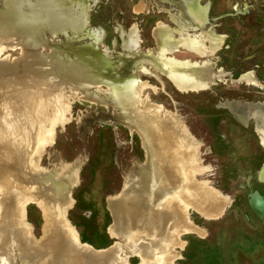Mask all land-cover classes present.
I'll return each instance as SVG.
<instances>
[{
	"label": "rangeland",
	"instance_id": "rangeland-1",
	"mask_svg": "<svg viewBox=\"0 0 264 264\" xmlns=\"http://www.w3.org/2000/svg\"><path fill=\"white\" fill-rule=\"evenodd\" d=\"M60 1L69 18L84 19L85 29L66 21L62 27ZM182 1L0 0V111L23 106L28 97L12 76L30 73L43 80L41 106L31 105L33 117L13 133L21 155L29 161L20 140L27 134L38 171L71 180L69 202L56 211L70 235L97 251L120 243L126 264L144 261L128 250V237L113 238L111 208L123 193H142L147 142L172 143L177 125L193 151L189 194L177 193L182 201L170 203L175 223L144 241L156 244L159 259L170 255V264L176 257L173 264H264V201L262 216L250 205L252 193L264 199V180L257 177L264 165V0H198L207 12L200 24L183 16ZM160 28L176 41L201 39L207 47V35L219 39L206 55L179 46L164 58L211 59L226 79L181 91L160 68L145 64L126 72L135 55L158 53ZM96 50L114 61L111 72L101 67ZM63 61L66 72L87 68L88 78L81 82L64 74ZM245 73H253L259 86L239 82ZM113 77L127 89L128 104L112 101ZM35 98L32 91L30 103ZM164 192L169 203L176 192ZM207 193L217 208L201 200ZM23 210L35 241L47 238L45 215L51 209L30 201ZM51 231L50 238L56 236ZM14 258L25 264L18 254Z\"/></svg>",
	"mask_w": 264,
	"mask_h": 264
},
{
	"label": "bare ground",
	"instance_id": "bare-ground-1",
	"mask_svg": "<svg viewBox=\"0 0 264 264\" xmlns=\"http://www.w3.org/2000/svg\"><path fill=\"white\" fill-rule=\"evenodd\" d=\"M197 2L198 0L182 1L185 5L183 16H186L190 23L191 20H194L200 24L201 21H206V14ZM56 5L62 11L60 18L62 27L65 26L66 21L69 26L85 29L83 18L80 16L69 18L63 3L60 1ZM156 36L159 42L158 53L156 55H135L131 64L126 65V72L131 66H143L145 64L160 68L181 91H185L184 85L200 86L202 90L207 89L209 85L216 81L222 82L228 76L221 69L214 70L211 59L199 63L188 60H166L164 58L166 52L179 46L198 55H206L207 49L212 51L219 44V39L214 36L207 35L208 47L204 45L201 39L176 41L164 28L158 29ZM94 53L101 67L111 72L114 61L100 51L96 50ZM60 68L64 74L66 73L81 82L86 80L89 75L88 69L84 66L72 67L66 72L65 61L60 63ZM12 78L13 82L25 86L28 97L23 106L18 107V105L11 104L12 106L5 112L0 111V264H15V254H18L25 264H126L118 254L120 243L115 244L111 250L109 248V250H93L79 243L76 237L71 236L66 223L57 216V209L69 202L71 180L66 178L55 180L53 173L42 175L35 163L32 162L34 147L30 146L28 135H20V140L30 156L27 162L25 155H21L19 145L13 137L14 131L21 126L22 122L28 124L30 118L33 117L31 114L34 112L32 106L35 108L41 106V97L46 95L40 90L43 80L35 78L30 73L26 75L17 73ZM238 81L259 86L253 73L242 74ZM111 84L112 94L110 96L112 101L122 106L128 104L127 89H121L119 79L113 77ZM32 91L36 93V98L30 103ZM29 112L30 114H28ZM18 118L23 119L19 120ZM172 128L174 131L172 143H161L155 138L147 142L149 157L147 167L141 173L140 178L143 186L142 193L134 190L123 193L119 201H116V204L114 203L115 205L111 208L114 220L111 234L121 241L122 238L128 237L126 242L128 250L142 258L143 264H170L172 258L170 255L162 254L161 259H159L155 252L156 244H147L144 239L150 235L153 237L160 235L161 228L165 223H175L170 203L182 201L177 193L189 194L188 189L192 179L190 172L193 168L191 158L193 151L191 150V153L189 150L191 143L183 138L177 125H172ZM38 131L39 126L36 128V132ZM161 150H164L163 154L160 153ZM257 177L263 182L264 165L259 169ZM32 182L36 185L30 186L29 184ZM197 185L204 188L200 184ZM171 190L176 192L172 195V200L169 203L164 202V191L169 192ZM212 199V196L207 193L201 200L211 202L210 205L217 208L219 203ZM30 201L37 205H43L52 211L45 215L47 223L45 235L47 238L37 242L24 224L23 208ZM262 202L261 196L252 193L250 205L255 213L260 216H262ZM53 229L56 230V236L50 238L49 235ZM30 254H33L35 258L26 257Z\"/></svg>",
	"mask_w": 264,
	"mask_h": 264
},
{
	"label": "water",
	"instance_id": "water-1",
	"mask_svg": "<svg viewBox=\"0 0 264 264\" xmlns=\"http://www.w3.org/2000/svg\"><path fill=\"white\" fill-rule=\"evenodd\" d=\"M206 11H207V8H206ZM206 17H207V12H206ZM183 87H185L184 88L185 91H188V90H195L196 91V90L202 89L200 86L198 87V86H192V85H184ZM77 246H79V245L77 244ZM114 246L115 245H113L112 247H114ZM112 247H110L109 249L111 250ZM109 249H106V250H109Z\"/></svg>",
	"mask_w": 264,
	"mask_h": 264
},
{
	"label": "crops",
	"instance_id": "crops-1",
	"mask_svg": "<svg viewBox=\"0 0 264 264\" xmlns=\"http://www.w3.org/2000/svg\"><path fill=\"white\" fill-rule=\"evenodd\" d=\"M254 194H257V193H254ZM257 195H258V194H257ZM259 197H260V196H259ZM261 198H262V197H261ZM262 199H263V198H262ZM263 201H264V199H263ZM262 203H263V202H262ZM112 225H113V224H112ZM112 225H111V226H112ZM111 226H110V227H111ZM111 237H112V236H111ZM113 238L119 240V238H117V237H113ZM174 249H175V248H174ZM175 251H176V250H175ZM176 253L178 254L177 251H176ZM176 258H177V257H176ZM176 258H175V259H176ZM175 259H174V260H175ZM174 260L172 261V264L174 263Z\"/></svg>",
	"mask_w": 264,
	"mask_h": 264
}]
</instances>
